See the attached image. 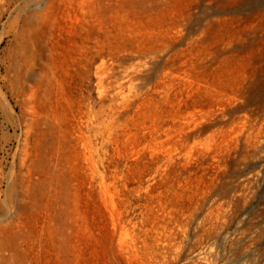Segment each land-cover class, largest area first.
Listing matches in <instances>:
<instances>
[{
	"label": "rangeland",
	"instance_id": "374dc122",
	"mask_svg": "<svg viewBox=\"0 0 264 264\" xmlns=\"http://www.w3.org/2000/svg\"><path fill=\"white\" fill-rule=\"evenodd\" d=\"M0 264H264V0H0Z\"/></svg>",
	"mask_w": 264,
	"mask_h": 264
},
{
	"label": "bare ground",
	"instance_id": "6f19581e",
	"mask_svg": "<svg viewBox=\"0 0 264 264\" xmlns=\"http://www.w3.org/2000/svg\"><path fill=\"white\" fill-rule=\"evenodd\" d=\"M17 8H18V6H16L14 9H12V10H9L10 11V16L12 15V13L15 11V10H17ZM8 10V9H7ZM9 19H10V17H8V19H7V21H9ZM6 30V29H5ZM5 30L3 31V33L5 32ZM6 31H8V30H6ZM25 61V60H24ZM28 65V64H27ZM19 74V73H18ZM20 80V79H19ZM29 96H31V95H29Z\"/></svg>",
	"mask_w": 264,
	"mask_h": 264
}]
</instances>
